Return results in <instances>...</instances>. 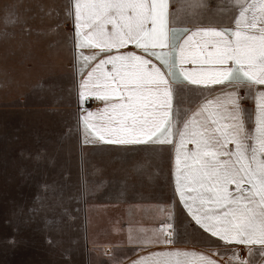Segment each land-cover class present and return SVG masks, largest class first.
Returning a JSON list of instances; mask_svg holds the SVG:
<instances>
[{
	"label": "crops",
	"instance_id": "0c3cea01",
	"mask_svg": "<svg viewBox=\"0 0 264 264\" xmlns=\"http://www.w3.org/2000/svg\"><path fill=\"white\" fill-rule=\"evenodd\" d=\"M69 20L74 95L6 143L26 191L9 221L16 257L264 264V0H70ZM94 148L109 155L93 158L91 196L116 199L81 206L66 188ZM167 183L213 243L141 238L139 198Z\"/></svg>",
	"mask_w": 264,
	"mask_h": 264
},
{
	"label": "rangeland",
	"instance_id": "374dc122",
	"mask_svg": "<svg viewBox=\"0 0 264 264\" xmlns=\"http://www.w3.org/2000/svg\"><path fill=\"white\" fill-rule=\"evenodd\" d=\"M69 18L70 0H0V264H22L10 247L8 228L13 210L26 195L6 170V143L22 121L45 113L50 105L67 103L74 95V75L68 71L69 46L73 43ZM105 150L88 151L82 169L66 188L81 206L101 199L92 197L88 186L93 158L109 155ZM157 192L163 194L139 198L141 238L170 233L174 240L188 241L197 236L213 243L192 226L168 183ZM136 216L125 212L126 219Z\"/></svg>",
	"mask_w": 264,
	"mask_h": 264
},
{
	"label": "built area",
	"instance_id": "2783aa9c",
	"mask_svg": "<svg viewBox=\"0 0 264 264\" xmlns=\"http://www.w3.org/2000/svg\"><path fill=\"white\" fill-rule=\"evenodd\" d=\"M96 103H97V101H96V99H95L94 97H86L85 100H84V104H85L86 106H93V105H95ZM168 235H170L171 240H173V236H172V234L168 233ZM244 255H245L244 252H240V253H239V257H240V258H244Z\"/></svg>",
	"mask_w": 264,
	"mask_h": 264
}]
</instances>
